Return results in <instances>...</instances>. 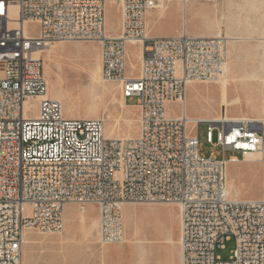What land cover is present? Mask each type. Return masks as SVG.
I'll list each match as a JSON object with an SVG mask.
<instances>
[{
  "label": "built area",
  "instance_id": "2783aa9c",
  "mask_svg": "<svg viewBox=\"0 0 264 264\" xmlns=\"http://www.w3.org/2000/svg\"><path fill=\"white\" fill-rule=\"evenodd\" d=\"M171 2L216 0H0V264H22L27 231L61 235L68 205L96 206L99 244H120L123 207L130 203L178 206L182 264H264V118L236 125L188 119L187 87L218 81L227 41L186 32L150 36L149 12ZM110 4L120 9L118 36L107 31ZM13 6V24H3ZM29 24L37 25L36 34ZM57 35L66 43L98 44L105 82L117 84L125 99L140 101L135 137L107 138L104 119L68 118L50 97L39 53L57 43ZM207 38H215V46H207ZM136 42L141 67L133 78L126 74L127 47ZM200 71H210V79H201ZM174 102L182 104L177 117L167 112ZM202 123L211 145L232 151L230 158L201 153L189 125ZM215 130L219 140L212 143ZM250 154L262 166V197L233 199L228 164ZM231 241L234 248L224 259L218 251Z\"/></svg>",
  "mask_w": 264,
  "mask_h": 264
},
{
  "label": "rangeland",
  "instance_id": "374dc122",
  "mask_svg": "<svg viewBox=\"0 0 264 264\" xmlns=\"http://www.w3.org/2000/svg\"><path fill=\"white\" fill-rule=\"evenodd\" d=\"M222 0H216L214 4ZM200 3V2H196ZM165 4L160 10H164ZM206 3L200 10L183 14L171 7L165 15L155 13L148 16V33L153 37H172L182 27L188 33L204 31V20L213 17L216 7ZM14 15L11 17L13 20ZM232 27L252 29L248 35L224 34L226 37H243L247 40L227 43L228 73L227 92L229 107L222 102V82L188 86L185 109L190 119L264 118V84L262 73V38H264V0H231V6L221 15ZM121 14L115 4L108 5L107 31L118 35ZM227 21V22H228ZM37 25L29 24V30L36 34ZM255 29V30H254ZM64 42V41H59ZM51 52H44V72L50 85L51 97L63 101L65 115L71 119H104L106 134L112 138H130L138 134L140 111L129 107L139 105L137 97L127 99L129 106L121 107L122 93L118 85L101 82L99 77L100 53L96 43L64 42L56 44ZM141 46L127 47L126 74L137 77L141 67ZM70 94V95H69ZM182 104H167L171 117L181 114ZM210 116V117H209ZM189 130L198 137L200 151L205 156L230 158L232 151L224 152L221 146L214 147L208 140V124H190ZM119 136V137H117ZM219 140V133L212 134V143ZM241 158L240 154H237ZM227 185L233 198L260 200L262 197V166L257 156L241 163H229ZM123 223L125 238L122 245L135 252H145L146 264H181L180 212L172 204H137L124 207ZM84 218L83 224L80 223ZM99 210L94 205L84 210L76 205L65 208V229L61 235L49 236L38 231L28 233L23 250V264H79L86 257L87 264H101V245L97 226ZM79 234L81 237H76ZM234 248V241L228 242L218 255L228 259ZM85 251V252H84ZM83 252V253H82ZM84 260V259H83ZM134 264V263H132ZM136 264V263H135ZM140 264V263H139Z\"/></svg>",
  "mask_w": 264,
  "mask_h": 264
},
{
  "label": "crops",
  "instance_id": "0c3cea01",
  "mask_svg": "<svg viewBox=\"0 0 264 264\" xmlns=\"http://www.w3.org/2000/svg\"><path fill=\"white\" fill-rule=\"evenodd\" d=\"M235 1L238 2V0H235ZM204 4H206V3L192 2L186 6H183L180 2H171L170 4L165 6L164 10L157 9V10L150 11L148 16H152L155 13H161V14L165 15L171 7L177 8L178 11H182L183 14L187 13L188 10L192 14H195L200 10L199 5H204ZM209 5H213L216 7V9H215L216 13L214 14L213 17L206 18L204 20V25H205L204 31L194 32L193 34H189L188 28L184 26V27H182L181 30H177L175 35H173L172 37L180 36L184 32H186L188 35L193 36V37H214L216 35V32L220 28L224 32V34H230V35H237V34L248 35V34L252 33V31H253L252 29L247 30L244 27H241V28L232 27L229 25V21L227 19L224 21L221 20V18H220L221 15L224 14L225 11L227 12V9L230 8L231 0H222V2H220V3H217V4L212 3ZM147 23H148V19H147ZM120 31H121V26H120ZM120 31H119V33H120ZM148 31H149V26H148ZM190 86H202V87H204L203 85H200L197 83L191 84ZM123 98L121 97V101H123L125 107L129 106L127 104V99H125V98L123 99ZM129 107L137 108L140 111L139 105H132ZM67 207L70 208L71 205H68ZM97 226H98V223H97ZM75 236L81 237L79 234H75ZM122 244L123 243L101 246V264H132V263H134V264L135 263L136 264H139V263L140 264H146L145 252H143V251L142 252H135L129 246L126 247ZM78 263L79 264H87L86 257H81V260Z\"/></svg>",
  "mask_w": 264,
  "mask_h": 264
},
{
  "label": "bare ground",
  "instance_id": "6f19581e",
  "mask_svg": "<svg viewBox=\"0 0 264 264\" xmlns=\"http://www.w3.org/2000/svg\"><path fill=\"white\" fill-rule=\"evenodd\" d=\"M119 12H120V9H119ZM17 14H18L17 7H15V6L11 7L10 8V15H2V22H3V24H13V20L11 19V17L14 15V18H15L17 16ZM120 26H121V21H120ZM26 31L28 32V26L27 25H26ZM218 34H220V35H217V36H214V37H222V38L226 39L227 43H228L229 40H233V41L247 40V39L243 38L242 36L241 37H226V36H223V34H222L221 31L218 32ZM118 35H115V36H118ZM59 41L66 42V37H64V35H57V43H48L47 44V48H40L39 55H41V57H42V54L44 52H47V53L51 52V50L55 46H57L56 44L64 43V42H59ZM134 44H137V45H140L141 46V44H139L137 42L136 43H133L132 45H134ZM207 46H215V38H207ZM36 56H38V54ZM226 57H227V50H226ZM99 67H100V69H99V77L97 75H95L94 76V79H96V80L99 79V81L101 82V84L106 85V84H104L105 83V80L102 77L101 61H100ZM227 73H228V57H227V65L225 67L224 73L220 76V78L218 79V81H216L215 83L218 84V83L222 82V84H223L222 102H223V105H225L226 107H229V104H228V92H227V79H226ZM200 78L201 79H210V71H200ZM261 81L264 84L263 67H262V73H261ZM118 88L120 89L119 86H118ZM49 95H50V85H49ZM50 97H51V95H50ZM121 97L123 98V96H121ZM51 98L56 99V100H59L62 103L63 111H64V105H63L62 99L55 98V97H51ZM185 102H186V100H185ZM185 102H184V108H185ZM121 107H122V109H124V107H125L123 101H121ZM64 113H65V111H64ZM96 119H99V118H96ZM188 119L191 120V122H193L195 120V119H190V118H188ZM247 119H250V118H240V119H238V118H226V116H224V117H221V118H218V119H214V118L211 119V118H209L208 120L214 121L215 123H219V124L220 123H226V124H229V125H236V124H238V123H240V122H242L244 120H247ZM105 133H106V124H105ZM106 137L107 138H112L113 136L106 134ZM117 137H119V136H117ZM253 156H257L259 158V156L256 155V154H250V155L247 156L246 159H250ZM242 162H244V160ZM228 191H229V189H228ZM229 195H230L231 198H233L231 196V194H230V191H229ZM233 199H238V198H233ZM172 205H174V204H172ZM125 206L126 205H124V207ZM124 207H123V214H124ZM179 212H180V210H179ZM83 222H84V218L81 217L80 223L82 224V227L85 230V227H84L85 225L83 224ZM180 224H181V214H180ZM1 226H8V219H1ZM98 229H99V218H98ZM29 232H32V231H27L26 232L25 241H26V239L28 237V233ZM26 242H28V241H26ZM26 242H25V244H26ZM179 244H180V240H179ZM180 250H181V264H182V249H180ZM22 264H23V262H22Z\"/></svg>",
  "mask_w": 264,
  "mask_h": 264
}]
</instances>
